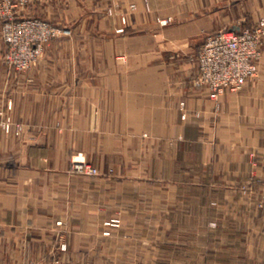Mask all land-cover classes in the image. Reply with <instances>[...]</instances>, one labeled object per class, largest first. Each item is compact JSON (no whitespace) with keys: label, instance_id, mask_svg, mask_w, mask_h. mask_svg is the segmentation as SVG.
<instances>
[{"label":"crops","instance_id":"obj_1","mask_svg":"<svg viewBox=\"0 0 264 264\" xmlns=\"http://www.w3.org/2000/svg\"><path fill=\"white\" fill-rule=\"evenodd\" d=\"M233 1L148 0L146 11L143 0H126L124 10H129L128 3L136 6L127 31L116 32L120 22L115 17L99 22L103 52L89 45L84 51H64L59 43L54 49L46 47L38 64L23 73L3 65L5 45L0 38V101L12 100L13 119L28 126L24 137L42 140L16 144L14 136L0 131V264L37 260L47 248L43 232L28 228L48 218L43 203L49 173L66 167L58 163L57 169H50L46 158L52 140L62 138L56 129L61 124L87 125L88 137L98 139L104 155L113 154L115 147L127 154L132 140L142 142L144 134L157 147L177 138L193 146L202 137H216L218 170L237 175L232 178L236 186L264 181V58L241 92H228L217 102L192 83L198 75L195 57L205 37L225 28L240 31L250 12L255 13L256 0ZM96 3L86 0L82 7L91 10ZM70 6L76 10L78 0H37L26 11L62 21ZM235 11H247L249 17L232 16ZM169 18L165 26L157 22ZM85 39L92 43L97 37ZM37 150L45 158L35 164L31 156ZM239 229L223 233L216 240L221 246L201 259L264 264V246L250 244Z\"/></svg>","mask_w":264,"mask_h":264},{"label":"rangeland","instance_id":"obj_2","mask_svg":"<svg viewBox=\"0 0 264 264\" xmlns=\"http://www.w3.org/2000/svg\"><path fill=\"white\" fill-rule=\"evenodd\" d=\"M14 1L16 6L10 11L14 20L46 22L59 30L56 37L41 44L39 58L24 72L38 64L46 47L54 49L59 43L64 51H84L89 45L91 50L103 52V25L99 22L115 17L120 22L116 32L124 33L136 10L132 2L128 3L129 10H124L126 0H111L106 6L103 0H97L94 8L84 10L82 2L86 0H78L76 10L72 6L71 11L65 9L63 17L67 20L55 21L52 15L51 20L27 13L37 0L24 5L11 0ZM5 2L0 0V38L5 45L2 63L9 70L23 73L8 66L5 60L8 46L2 38L5 20L1 18L6 13ZM143 3L148 11V0ZM254 12H250L251 18L247 11H235L232 16L249 17L241 29L264 31V0H256ZM170 19L157 22L165 26ZM227 29L230 28L223 30ZM88 35L97 37L96 41L85 42ZM260 40L257 73L264 58V32ZM12 111V100L0 101V131L14 136L16 144L42 141L24 137L28 126L15 121ZM84 126L87 125L65 123L56 128L62 138L52 140L57 145L51 144L46 158L50 169L58 163L66 167L49 173L47 201L43 203L48 218L28 228L35 226L43 232L41 237L47 248L39 259L22 264H215V256L208 260L201 256L215 253L221 246L216 240L236 227L247 233L250 244L264 246V181L236 186L232 178L237 175L218 170L216 137L209 141L202 137L193 146H186L188 142L177 138L157 147L144 134L142 142L132 140L127 154L115 147L113 154L104 155L98 139L89 138ZM31 157L35 164L45 158L39 150ZM79 163L90 166L96 174L78 171L75 166Z\"/></svg>","mask_w":264,"mask_h":264},{"label":"built area","instance_id":"obj_3","mask_svg":"<svg viewBox=\"0 0 264 264\" xmlns=\"http://www.w3.org/2000/svg\"><path fill=\"white\" fill-rule=\"evenodd\" d=\"M18 1L24 5L30 0ZM15 6L16 2L11 0H6L3 6L6 13L1 17L5 20L2 38L8 46L6 63L16 71L24 72L39 58L41 44L56 37L59 30L46 22L14 20L10 11ZM263 32L262 28L227 29L207 36L195 57L198 75L193 81L194 86L205 88L212 100L228 92H240L246 82L257 74L262 46L260 34ZM75 168L87 174H96L84 163Z\"/></svg>","mask_w":264,"mask_h":264}]
</instances>
